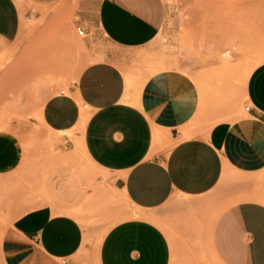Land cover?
Segmentation results:
<instances>
[{
	"label": "crops",
	"instance_id": "0c3cea01",
	"mask_svg": "<svg viewBox=\"0 0 264 264\" xmlns=\"http://www.w3.org/2000/svg\"><path fill=\"white\" fill-rule=\"evenodd\" d=\"M63 1L0 0V44L27 45L28 32L38 29L32 20ZM166 16L164 0H78L72 24L85 30L83 50L98 58L67 92L44 101L41 121L82 140L87 159L136 213L180 199L198 203L228 178L220 197L225 208L210 229L213 254L222 264H264V61L245 84L243 115L196 125L200 93L189 75L158 62L141 81L119 64L158 37ZM62 45L71 55L74 45L66 39ZM19 156L18 142L0 133V171L14 167ZM89 185L77 168L62 167L36 195L24 196L1 237L0 264H83L85 233L75 214ZM172 257L165 230L136 215L105 233L98 264H171Z\"/></svg>",
	"mask_w": 264,
	"mask_h": 264
},
{
	"label": "rangeland",
	"instance_id": "374dc122",
	"mask_svg": "<svg viewBox=\"0 0 264 264\" xmlns=\"http://www.w3.org/2000/svg\"><path fill=\"white\" fill-rule=\"evenodd\" d=\"M77 1L64 0L33 19L39 23L38 29L28 32L27 45L0 44V133L12 136L20 147L16 165L0 171V240L12 212L21 209L24 196L36 195L60 168L70 166L83 174L91 189L75 214L85 233L81 261L98 264L105 233L117 222L139 214L138 209L116 194L108 175L87 159L82 140L71 131L68 138L55 134L40 118L44 101L67 92L81 70L98 58L83 50V38L72 24ZM164 2L167 16L163 29L149 46L134 53L133 59L119 63L125 74H136L142 81L156 72L153 66L161 62L163 69L189 75L200 93L196 125L232 121L243 115L248 107L244 70L264 49V0ZM63 39L74 45L71 55L62 45ZM227 49L233 52L228 62L223 59ZM86 119L83 115L79 131L84 130ZM227 191L228 178L198 203L180 199L148 212V218L157 222L171 241V264H222L213 254L210 229L225 208L220 197Z\"/></svg>",
	"mask_w": 264,
	"mask_h": 264
},
{
	"label": "bare ground",
	"instance_id": "6f19581e",
	"mask_svg": "<svg viewBox=\"0 0 264 264\" xmlns=\"http://www.w3.org/2000/svg\"><path fill=\"white\" fill-rule=\"evenodd\" d=\"M224 60H231L232 58H233V52H232V50H230V49H227L226 51H224ZM264 61V57H259L254 63H252V64H248L246 67H245V70H244V80H245V82H247V79H248V77H249V75H250V73L253 71V69L258 65V64H260L261 62H263ZM228 62V61H227ZM2 111V110H1ZM8 112V111H7ZM4 113V112H3ZM4 114H7V113H4ZM242 114V113H241ZM244 114V113H243ZM4 116H8V115H4ZM3 116V117H4ZM5 124V123H4ZM64 133H70V131H59L58 133H56L55 132V134H60V135H62V134H64ZM135 214V213H134ZM149 214H152V213H149ZM136 215H141V216H143V217H150V215H148V213H147V215L146 214H135V215H131V216H136ZM129 216H130V214H129ZM130 216V217H131ZM154 218V217H153ZM156 219V218H155ZM216 260H218L217 258H216ZM219 262V261H218Z\"/></svg>",
	"mask_w": 264,
	"mask_h": 264
},
{
	"label": "built area",
	"instance_id": "2783aa9c",
	"mask_svg": "<svg viewBox=\"0 0 264 264\" xmlns=\"http://www.w3.org/2000/svg\"><path fill=\"white\" fill-rule=\"evenodd\" d=\"M77 32L80 36H84L85 35V30L82 29V27H77Z\"/></svg>",
	"mask_w": 264,
	"mask_h": 264
}]
</instances>
